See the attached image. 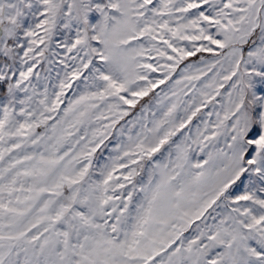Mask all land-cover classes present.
Masks as SVG:
<instances>
[{
	"label": "snow or ice",
	"instance_id": "6c2138e0",
	"mask_svg": "<svg viewBox=\"0 0 264 264\" xmlns=\"http://www.w3.org/2000/svg\"><path fill=\"white\" fill-rule=\"evenodd\" d=\"M0 264H264V0H0Z\"/></svg>",
	"mask_w": 264,
	"mask_h": 264
}]
</instances>
